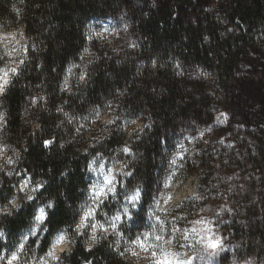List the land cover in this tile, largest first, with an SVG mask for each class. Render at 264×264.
<instances>
[{
    "label": "trees",
    "instance_id": "obj_1",
    "mask_svg": "<svg viewBox=\"0 0 264 264\" xmlns=\"http://www.w3.org/2000/svg\"><path fill=\"white\" fill-rule=\"evenodd\" d=\"M108 20L110 41L102 36ZM20 29L28 40L24 63L0 96V148L11 156L18 149L19 157L12 174L0 173V210L13 197L20 207L0 211V255H11L7 243L16 246L38 207L51 200L46 233L29 242L26 261L45 256L68 230L72 251L61 264H129L107 238L88 251L84 233L72 231L89 199L90 165L119 154L131 173L125 184L142 189L143 211L161 194L173 156L194 141L205 151L201 159L214 160L218 149H208L205 139L226 128L225 135L246 136L225 149L216 142L230 153L227 162L259 173L264 183V0H0V30ZM86 48L94 56L81 83ZM4 56L0 46V65ZM105 115L112 121L91 146L90 133ZM137 122L143 128L130 137L127 129ZM126 145L129 155L122 154ZM22 173L31 188L44 185L33 201L18 191ZM251 194L235 199L228 229L242 254L260 259L264 188L259 199Z\"/></svg>",
    "mask_w": 264,
    "mask_h": 264
},
{
    "label": "rangeland",
    "instance_id": "obj_2",
    "mask_svg": "<svg viewBox=\"0 0 264 264\" xmlns=\"http://www.w3.org/2000/svg\"><path fill=\"white\" fill-rule=\"evenodd\" d=\"M113 33V26L110 20H108L102 36H105L108 38V41H110ZM27 42L28 40L21 29L11 32L0 30V46L4 50L5 55V60L2 65H0V69L16 67L26 53ZM93 56V52L89 51L82 61L79 75V81L81 83L86 79V64L88 61L92 60ZM81 75H84L83 80L80 79ZM12 77L13 76H11V78ZM111 121V115H105L100 119L95 126L96 131L90 133L93 135L90 141L91 146L95 145L104 137V129ZM4 124L5 120L3 118V120H0V131ZM34 128L38 129L39 125L37 123L34 124ZM142 128V122L134 123L127 129L128 135L131 137L135 132H141ZM226 130L222 133H215V136L205 139V144L209 147L208 149H214L215 146L218 149L216 153L214 151L211 153L215 156L214 160L211 158L208 159L207 154H205L204 159H201L205 151H200L201 148L196 149L194 141H189V144L184 145L183 149L173 156V160H175L176 163L173 164L171 162L167 168L166 176L161 187V194L148 205L145 211L141 210L143 204L142 189L136 187L130 190L127 184H125L130 175H122L121 173H130V170H127L125 160L122 159L120 154L118 155L119 159L114 158L107 162L104 160L100 162L94 161L89 167L91 186L88 192L89 199L85 211H87L88 208H92L94 211V216L91 218L90 224H101L108 230L107 232H104L100 228L93 230L90 226L81 230V233H84L88 239V251H91L93 247H95L94 245L96 243L92 244L91 248H89V243L91 242L90 237L96 235L99 237L98 241H100L101 238H107L114 248H116L120 257H124L129 264H152L150 253L141 251L135 245L130 244L129 241L135 240L137 237L144 239L145 233H154L164 236L166 239L171 240L172 243L165 244L162 241H155L154 237H149L148 243L162 245L167 252L176 253L180 258H184L187 253L182 251H188L187 255L193 254V249L187 247L188 244L193 243V239L191 236L185 239L180 232H174L173 229L182 230L195 227L203 234V230L210 227L212 230L210 235L215 234L216 237L220 238L225 250L219 251L217 249L218 255L209 263L264 264V256L260 259H256L252 256H246L245 253L242 254V243L235 237L232 230L228 229V224H230L232 219L237 215L234 209L236 203L235 199L240 194L244 195L246 192L248 194L252 193L251 198H254V200L259 199V194L261 189L263 190L264 188V183L261 182L259 173L253 174L250 171L247 172L245 169H242L240 165L227 162L228 157L225 156H228L230 153L221 151V145L216 144V142L218 141L223 144L222 149H225L226 145L231 144V140H233L234 144L241 143V140L245 139L246 136L242 131L234 132L233 136H230V134L225 135ZM125 147L129 148L127 145ZM234 148L233 145L232 150ZM122 154L129 155L130 152L122 151ZM18 157V149L15 150L13 156H11L8 153V149L0 148V173L6 171L7 175L12 174L15 171V161ZM223 159L225 162H221ZM110 175L117 177V180L114 182L116 185V193H109L108 197L103 199V203H99L98 201L94 202V186L96 188L102 187L105 177ZM30 180V175L24 174L20 183L21 186L25 181L29 182V188L26 189L24 193L20 192L24 201H29L24 198L27 194L33 196L35 194V192H31ZM137 189H139L138 200L134 203L130 202V197ZM169 197H171V199H168ZM13 198L16 199L20 207V199L17 197ZM107 204L108 207L105 209ZM19 207L12 209L8 206L5 209H7V213H10L14 210H18ZM125 208L128 209L127 215L124 213ZM117 215L121 216L120 220L114 219ZM201 219L206 222L204 225L194 223ZM207 221H212V223L207 224ZM113 223L116 225L115 230L110 227ZM41 227L46 229L45 223ZM29 230L30 228L20 235L16 246H14V242L7 243V246L14 249L13 251L17 250V246L20 243L25 245L23 251L20 253V259L13 262V264H25V262H27V264H44V261H47V264H61V256L71 253L73 244L66 234V239L60 243L62 248L56 246L55 249L58 260H51L46 256H42L39 258H31L29 261H26L24 258L28 255L24 256L23 254L28 248L29 242L37 238L41 240L46 233L45 230L39 231L37 235H30ZM196 239H199V236H197ZM0 240L6 241L5 233L0 232ZM181 245L185 246L181 247ZM196 248L195 250H201L206 256L208 255L202 245L197 244ZM125 249L135 250L139 255L133 256L131 251H125L124 255H121L120 253ZM156 251L159 252V248H157ZM198 253L202 256L200 252ZM200 261L202 260H198L199 263ZM173 264H175V261H173Z\"/></svg>",
    "mask_w": 264,
    "mask_h": 264
},
{
    "label": "snow or ice",
    "instance_id": "obj_3",
    "mask_svg": "<svg viewBox=\"0 0 264 264\" xmlns=\"http://www.w3.org/2000/svg\"><path fill=\"white\" fill-rule=\"evenodd\" d=\"M96 35H100L99 33H96ZM91 39V37H89ZM85 52L88 51V49H84ZM10 55V54H9ZM24 61L20 60L17 64L16 67H11V68H4L0 69V95H2L6 89V86L11 82V76H15L18 74V68L19 65L23 64ZM81 80L84 79V75H81L80 77ZM67 83V81L65 82ZM36 100L35 98L33 99V103H35ZM67 115V113H65ZM4 118V113L0 112V120H3ZM52 141H45L44 144L47 147L50 145ZM122 151L124 152H130L131 150L127 147H125ZM173 164L176 163L175 160L172 161ZM122 175H131V173H121ZM117 180V177L114 175L106 176L104 185L102 187L96 188L94 186V195H93V201L94 202H99L103 203V199L107 198L109 193L115 194L116 193V185L115 181ZM43 184H38L34 187L31 188V192H39L40 189L43 188ZM29 188V182L25 181L19 188L18 191L21 193H24L26 189ZM24 198H26L29 201H33L36 199L35 196L31 194H27ZM139 198V189L130 197V202H135ZM198 198V197H197ZM168 199H171L169 197ZM8 205L12 209H16L19 207V204H17L16 199L13 198L8 202ZM54 206V202L49 200L46 205L41 206L38 208L36 214L33 217V226L29 230L30 235H37L39 231H45L46 229H43L41 226L45 223L47 219V212L46 208L50 209ZM7 209H3L0 211H6ZM125 215L128 213V209H124ZM218 215V214H217ZM94 216V211L92 208H88L87 211L81 215L79 222L75 225V228L72 229L74 234H79L81 233L82 229H86L89 226L95 230L97 228H100L104 232H107L108 229L104 228L103 225L101 224H90L91 218ZM115 220H120L121 216L117 215L114 217ZM159 219V218H157ZM194 223L204 225L206 222L201 219L198 220ZM212 221H207V224H211ZM110 227L115 230L116 225L113 223L110 225ZM68 230H64L60 233L57 234L55 239L52 241L51 246L49 250L45 253V256L47 258H50L51 260H58V257L55 254V249L56 246L60 243H62L66 239V234ZM174 232H180L181 235L187 239L189 236L192 237L193 243L188 244L187 247L193 249V254L192 255H187L185 254L184 258H180L176 253H169L167 252L162 245L159 244H150L148 243V238L149 237H154L155 241H162L165 244H170L172 243L171 240L166 239L164 236L161 235H156L154 233H145L144 234V239H141L140 237H137L135 240L129 241L130 244L135 245L137 248H139L141 251H147L150 253L151 259H152V264H173V261H175V264H195L196 260H202L204 261V264H209L210 261L214 260L215 257L218 255V251H224L225 249L223 248V245L221 243L220 238L216 237L215 234H211L212 230L210 227H207L203 230V234H201L200 231H198L195 227L192 229H173ZM123 235V234H121ZM199 236V239H196V237ZM99 240V237L96 235H92L90 237V243H89V248H91L92 244L97 243ZM202 245L204 250L208 253L206 257L201 256L198 252H196V245ZM185 245H181V247H184ZM25 245L23 243H20L17 246V250L13 251L9 257H5L0 255V260L7 259V264H13V262L18 261L20 259V253L23 251ZM159 248V252L156 251V249ZM125 251H131L133 256L139 255V253L135 250L132 249H125L122 251L120 254L124 255ZM27 264V262H25ZM44 264H47V261H44ZM88 264H91V262H88Z\"/></svg>",
    "mask_w": 264,
    "mask_h": 264
},
{
    "label": "bare ground",
    "instance_id": "obj_4",
    "mask_svg": "<svg viewBox=\"0 0 264 264\" xmlns=\"http://www.w3.org/2000/svg\"><path fill=\"white\" fill-rule=\"evenodd\" d=\"M59 248H62V246L60 245V244H58L57 245ZM197 249V248H196ZM198 252H200L201 254H202V256H204V257H206V254H204V252L203 251H201V250H198ZM199 263V262H198ZM199 264H204V261H200V263Z\"/></svg>",
    "mask_w": 264,
    "mask_h": 264
},
{
    "label": "built area",
    "instance_id": "obj_5",
    "mask_svg": "<svg viewBox=\"0 0 264 264\" xmlns=\"http://www.w3.org/2000/svg\"><path fill=\"white\" fill-rule=\"evenodd\" d=\"M182 252H184V253H187V254H188V251H182ZM196 252H198V251L196 250ZM195 264H198V260H196V261H195ZM209 264H212V263H209Z\"/></svg>",
    "mask_w": 264,
    "mask_h": 264
}]
</instances>
